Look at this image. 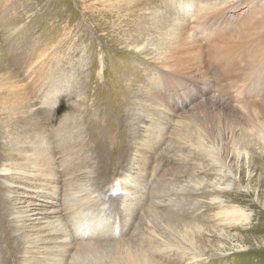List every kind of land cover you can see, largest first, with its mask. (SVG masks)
I'll use <instances>...</instances> for the list:
<instances>
[{
    "label": "rangeland",
    "instance_id": "rangeland-1",
    "mask_svg": "<svg viewBox=\"0 0 264 264\" xmlns=\"http://www.w3.org/2000/svg\"><path fill=\"white\" fill-rule=\"evenodd\" d=\"M112 1L0 0L1 263L34 264L65 237L48 263L264 264V132L226 104L209 118L205 97L177 113L154 102L159 34L131 35L178 0L127 26ZM46 224L57 234L35 243Z\"/></svg>",
    "mask_w": 264,
    "mask_h": 264
},
{
    "label": "bare ground",
    "instance_id": "bare-ground-1",
    "mask_svg": "<svg viewBox=\"0 0 264 264\" xmlns=\"http://www.w3.org/2000/svg\"><path fill=\"white\" fill-rule=\"evenodd\" d=\"M156 1L117 0L112 1L110 5L105 2L107 5L102 7L110 18L122 16L125 23L129 21L127 26L141 20L144 9L150 5L154 6ZM164 1L173 2V0ZM255 1L198 0L184 6L181 4L182 0H178L170 7L174 10L166 12L167 7H165L161 17L148 14L149 22L131 36L135 39L133 43H138L143 42L144 31L149 36L159 34L155 40L157 42L152 43L155 45L153 50L156 53H154L156 55L154 60L159 69L158 82L154 84L151 81V86L155 91L159 85H163L155 92L158 96L151 94L152 100L156 102L155 98L160 99V102L167 106L172 104L173 113H177V110L183 109L190 100L199 103L205 97L201 101L204 107L199 110L207 114L208 107L212 104L216 113L210 114L209 118L217 115L219 104H226L228 108H231L235 122L242 121L248 127L254 125V129L257 128L258 132H264V120L260 109L264 107V6H259ZM186 6L191 7L186 8ZM193 19L194 24L206 26L201 40L192 34ZM144 39L148 40V38ZM207 51L214 57L213 60L205 58ZM236 64L239 73L232 76V71L229 69ZM213 68L220 70L221 75L214 74ZM243 77L244 80L240 83ZM183 86L196 88V90L188 89L184 92ZM216 88L222 90L226 88V91L220 90L214 95L215 101L210 103L213 96L209 97V95H212L213 89ZM191 92L194 93L188 98ZM147 109L149 108L146 107L144 110ZM158 114L154 115L158 116ZM34 162L36 163L35 160ZM44 229L35 243H43L46 241V236L57 234L51 224H46ZM62 238L63 241H60V238L59 242H53L56 243L54 251L44 252V250L41 251L43 248L38 249L37 256L29 262L50 264L49 256L57 258L60 254L62 259L66 258V249L71 246H69L68 238ZM143 260L140 256L130 255L121 258V262L125 264H147ZM1 262L3 261L0 260V264Z\"/></svg>",
    "mask_w": 264,
    "mask_h": 264
}]
</instances>
